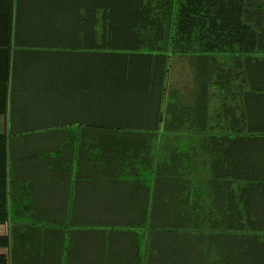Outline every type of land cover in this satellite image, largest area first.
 <instances>
[{"label": "trees", "instance_id": "trees-1", "mask_svg": "<svg viewBox=\"0 0 264 264\" xmlns=\"http://www.w3.org/2000/svg\"><path fill=\"white\" fill-rule=\"evenodd\" d=\"M0 29L7 47L84 59L95 101L79 163L132 188L117 213L129 237L123 264H264V0H0ZM186 60L195 71L177 70ZM10 253L0 225V264Z\"/></svg>", "mask_w": 264, "mask_h": 264}, {"label": "crops", "instance_id": "crops-1", "mask_svg": "<svg viewBox=\"0 0 264 264\" xmlns=\"http://www.w3.org/2000/svg\"><path fill=\"white\" fill-rule=\"evenodd\" d=\"M6 35L0 29V54L8 53L10 60L0 62L1 74L9 69V203L0 225L8 230L10 264H85V245L87 257L123 264L130 254L129 237L123 234L127 221L117 213L127 209L132 188L106 177L103 167L79 163L93 130L86 123L95 101L83 78L84 59L72 54L66 65L67 57L57 50L33 54L22 46L7 47ZM66 67L74 76L68 71L69 78L64 77L60 71ZM65 78L67 89L61 82ZM43 99L47 104L40 113ZM62 149L65 153L58 154Z\"/></svg>", "mask_w": 264, "mask_h": 264}, {"label": "rangeland", "instance_id": "rangeland-1", "mask_svg": "<svg viewBox=\"0 0 264 264\" xmlns=\"http://www.w3.org/2000/svg\"><path fill=\"white\" fill-rule=\"evenodd\" d=\"M65 64L67 65V64H70L69 63V60L66 58V60H65ZM188 67V68H187ZM177 70H181V71H183V69H189L190 70V68H191V70H196L195 68H196V66L194 65V64H191L190 65V62L189 61H185V63L183 62V63H181V65H179V64H177ZM26 71H31L30 69H28V70H25V72ZM70 72V74H71V76H74V74H73V72H72V70L71 69H69L68 67H66L65 69H63L62 71H60V72H65L66 74H67V72ZM65 77V76H64ZM177 77H178V79L181 77L180 75H178L177 74ZM66 78H69V75L67 74V77ZM62 79V85H65L66 84V82H68V80L67 79ZM185 79H186V77H185ZM180 83V81H178V83H176L174 86L175 87H177L178 89H180L182 92H183V95H184V98H185V101L186 102H189L191 99V97H190V93L189 92H191L187 87H186V85H182V84H179ZM67 87H69V86H67V84H66V89H67ZM26 92H33L34 90H32V89H29V88H25L24 89ZM41 92L42 93H47V91H44V88L43 87H41ZM20 93H22V92H20ZM17 99V98H16ZM47 104V101L45 100V99H43L42 101H41V107H40V113H41V110H42V106H44V105H46ZM16 105L18 106L19 105V103L18 102H16ZM18 107H20L21 108V106H18ZM91 249H92V247H90ZM86 249H87V254L89 253L88 252V246L87 245H85V255H86V259H85V264H87L89 261H92L93 263L92 264H101L100 263V261H99V258H93V257H90V256H88L87 257V254H86Z\"/></svg>", "mask_w": 264, "mask_h": 264}]
</instances>
